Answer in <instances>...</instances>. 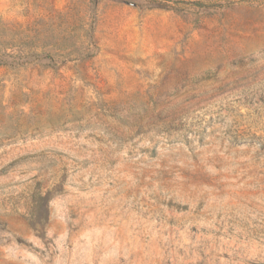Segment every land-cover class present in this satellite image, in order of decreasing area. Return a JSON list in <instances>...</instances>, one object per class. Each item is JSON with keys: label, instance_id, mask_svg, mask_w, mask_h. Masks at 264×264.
<instances>
[{"label": "rangeland", "instance_id": "rangeland-1", "mask_svg": "<svg viewBox=\"0 0 264 264\" xmlns=\"http://www.w3.org/2000/svg\"><path fill=\"white\" fill-rule=\"evenodd\" d=\"M0 0V264H264V0Z\"/></svg>", "mask_w": 264, "mask_h": 264}, {"label": "trees", "instance_id": "trees-1", "mask_svg": "<svg viewBox=\"0 0 264 264\" xmlns=\"http://www.w3.org/2000/svg\"><path fill=\"white\" fill-rule=\"evenodd\" d=\"M151 4L159 6V7H167L169 6L167 0H150Z\"/></svg>", "mask_w": 264, "mask_h": 264}]
</instances>
